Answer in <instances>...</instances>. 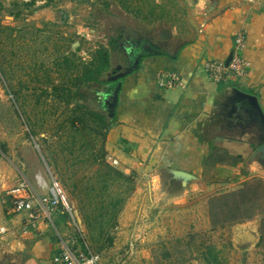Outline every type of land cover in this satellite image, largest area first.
<instances>
[{
  "label": "rangeland",
  "instance_id": "374dc122",
  "mask_svg": "<svg viewBox=\"0 0 264 264\" xmlns=\"http://www.w3.org/2000/svg\"><path fill=\"white\" fill-rule=\"evenodd\" d=\"M181 1L170 0L164 14L176 20L188 15ZM107 4L0 0V206L9 190L26 182L40 209L56 181L77 226L60 207L45 221L49 234L84 242L95 264H264V170L248 167V157L233 169L222 140L211 144L202 182L187 188L163 174L152 185L153 197L145 178L134 174L130 185L108 172L104 151L114 108L105 109L102 99L120 88L123 79L107 82L127 67L128 55L119 47L138 22ZM100 48L109 52V68L94 81L88 77ZM116 101L108 99L112 106ZM246 184L248 199L255 191L257 200L239 207L225 200L213 226L209 201ZM175 195H185V203L170 205ZM14 214L12 207V219Z\"/></svg>",
  "mask_w": 264,
  "mask_h": 264
},
{
  "label": "crops",
  "instance_id": "0c3cea01",
  "mask_svg": "<svg viewBox=\"0 0 264 264\" xmlns=\"http://www.w3.org/2000/svg\"><path fill=\"white\" fill-rule=\"evenodd\" d=\"M106 1L112 9L116 5L123 17L132 19L134 14L138 22L136 30H129L131 36L128 34L120 45L121 52L138 41L142 48L151 50L153 45L160 50L159 54L143 57L139 68L123 78L119 90H111L117 94V101L105 145L108 164L116 160L118 165L112 167L126 175L136 174V179L145 178L153 197L157 195L152 185H159L153 183L162 180L163 174H167L169 183H176L171 171L192 174L197 178L192 182H202L211 144L217 140L225 143L232 160H238L233 169L238 170L246 157L251 167L248 159L256 130H243L234 122L240 116H250L239 109L234 112L223 102L233 88H238L257 96L264 110V0H182L188 15H178L179 20L164 14L171 9L170 0ZM145 5L150 6V11L144 10ZM240 32L247 36L243 57L251 64L248 76L213 83L203 64L226 62ZM115 41L111 44L113 50L119 45ZM121 65L117 68H123ZM160 71L177 72L185 87H160ZM229 120L232 124H228ZM241 121L246 125L252 122L243 118ZM184 197L175 195L168 203L181 205ZM3 203L6 205L0 206V228L7 232L0 233V264L22 260L23 264H47L58 250L60 236L53 238L47 223L40 224L39 230L26 229L25 215L14 214L12 219L8 192ZM7 205L10 212H6ZM56 219L63 226V220ZM17 252L21 255H12Z\"/></svg>",
  "mask_w": 264,
  "mask_h": 264
},
{
  "label": "built area",
  "instance_id": "2783aa9c",
  "mask_svg": "<svg viewBox=\"0 0 264 264\" xmlns=\"http://www.w3.org/2000/svg\"><path fill=\"white\" fill-rule=\"evenodd\" d=\"M247 36L240 32L236 35L233 47V56L229 65L224 61H208L203 64V69L209 78L215 84H221L231 79H244L248 76L251 68L250 62L243 57L246 47ZM159 86L164 89H174L185 87L182 77L174 71H160L157 74ZM112 166H117L118 162L114 160ZM12 199L13 212L16 215H25L26 229L39 230L40 224L51 220L57 214L61 207L74 225L77 226V219L70 205L68 204L65 193L58 182H54L49 193L41 203L40 209H37L34 197L29 193V187L26 182H22L15 188L8 191ZM7 231L0 228V233ZM60 238V237H59ZM57 252L49 259L47 264H95L96 259L87 244L83 245L75 241L64 242L60 238ZM77 247V248H76Z\"/></svg>",
  "mask_w": 264,
  "mask_h": 264
},
{
  "label": "water",
  "instance_id": "95a60500",
  "mask_svg": "<svg viewBox=\"0 0 264 264\" xmlns=\"http://www.w3.org/2000/svg\"><path fill=\"white\" fill-rule=\"evenodd\" d=\"M136 46L138 48L140 47V41H138L137 44H134V42L131 43L130 49H128L129 62L127 67L123 72H120L116 74L114 77L110 78L108 80L109 82H116L118 80H121L127 75L136 71L139 68L143 57L160 53V50H157L156 47L153 45H150L151 50L144 48V50L142 51L140 50L136 53H133V51L136 50ZM232 56L233 53L226 61L227 65H229V63L231 62ZM121 69L122 68H117L118 71ZM114 97L115 98L117 97L116 93L114 94L113 99L110 100H114ZM223 103L224 106L231 107L234 110V112H237L239 109L241 113L250 116V119L245 116L244 117L240 116V119L237 118V120L234 122L242 126L243 130L250 129L252 131L255 128L256 130V132L254 131L255 142L252 145V152L249 156L248 163L257 164L264 170V110L260 104L258 97L252 94H248L244 91H241L238 88H233L231 90L230 96L227 97ZM108 106H109V110L113 111V108L115 107V103L112 106L111 103L108 102ZM226 118L228 120V116ZM242 118L247 121L251 120L252 122L246 125L244 122L241 121ZM228 124H232V122H230L229 120ZM244 134L245 133H242L241 137H243ZM170 174L172 175V179L180 183L183 188L188 186L192 181L197 180L195 176L186 172L171 171Z\"/></svg>",
  "mask_w": 264,
  "mask_h": 264
},
{
  "label": "trees",
  "instance_id": "16d2710c",
  "mask_svg": "<svg viewBox=\"0 0 264 264\" xmlns=\"http://www.w3.org/2000/svg\"><path fill=\"white\" fill-rule=\"evenodd\" d=\"M116 42V41H115ZM115 42L113 43L115 45ZM109 68V52L106 48H100L97 51V57L94 59L93 61V71L91 72V75L88 77V79H94V81H99V77L102 73L106 72ZM114 82H107V84H111ZM114 93L113 91L108 93V95H103V106L105 109H109L108 106V99H113ZM107 97V98H106ZM101 100V101H102ZM104 121V120H103ZM105 125V123H103ZM104 157H105V151H104ZM208 159V158H207ZM206 159V161H207ZM233 165L234 167H236L238 160L233 159ZM108 167V172L110 173V175H112L115 179L121 180L123 182H127L130 185H133L134 183V175H126L125 173L121 172L118 169H114L110 166ZM211 184H217V180L215 181H211ZM261 182H259L258 186L262 185L260 184ZM248 185L246 184V187L243 190H240L238 192H234L231 194H227V195H223V196H219L216 198H213L209 201V214L210 217L212 219V225L215 226L218 223V215H219V211L221 209L219 208H223L224 205L222 206L221 203L223 204L225 202V200H233L234 205H236V207L239 206H244L246 204V202L251 203L250 201H256L257 197L255 196V191L252 193V196L250 199H248ZM250 216H247V218H249ZM236 216L234 218H232L231 221H236Z\"/></svg>",
  "mask_w": 264,
  "mask_h": 264
},
{
  "label": "flooded vegetation",
  "instance_id": "af4514ba",
  "mask_svg": "<svg viewBox=\"0 0 264 264\" xmlns=\"http://www.w3.org/2000/svg\"><path fill=\"white\" fill-rule=\"evenodd\" d=\"M128 49H130V47L127 48L126 50H124V54H125V55H128ZM140 50H141V51L144 50V47H143V48H142V47H139V48H138V47L136 46V50H134L133 53H136V52H138V51H140ZM128 58H129V56H128ZM123 69H124V68H123Z\"/></svg>",
  "mask_w": 264,
  "mask_h": 264
}]
</instances>
